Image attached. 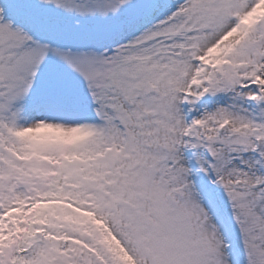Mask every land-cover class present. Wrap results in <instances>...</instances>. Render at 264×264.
Listing matches in <instances>:
<instances>
[{"label":"snow or ice","instance_id":"1","mask_svg":"<svg viewBox=\"0 0 264 264\" xmlns=\"http://www.w3.org/2000/svg\"><path fill=\"white\" fill-rule=\"evenodd\" d=\"M0 264H264V0H0Z\"/></svg>","mask_w":264,"mask_h":264}]
</instances>
